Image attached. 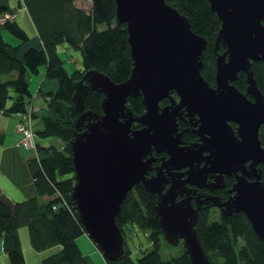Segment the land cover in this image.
I'll return each instance as SVG.
<instances>
[{"label":"water","instance_id":"obj_1","mask_svg":"<svg viewBox=\"0 0 264 264\" xmlns=\"http://www.w3.org/2000/svg\"><path fill=\"white\" fill-rule=\"evenodd\" d=\"M114 1L117 23L125 24L128 34L131 73L115 83L89 69L75 82L72 96L80 115L71 123V197L85 233L104 259H119L125 239L115 217L128 191L141 183L157 196L155 210L165 241L177 245L181 240L191 264H212L196 230L202 204L218 207L224 216L242 211L263 239L259 128L264 125V95L251 62L264 61V0H208L221 22L215 50L219 44L225 47L215 56L213 86L201 74L207 41L175 7L165 0ZM239 72L247 77L245 92L234 85ZM89 90L103 93L101 113L84 111L83 96ZM137 96L145 108L140 116L126 105ZM164 98L170 102L160 106ZM53 106V111L64 109L55 97ZM178 118L189 119L197 141L183 144L187 129L178 130ZM134 122L140 127L133 129ZM153 152L167 156L154 167ZM233 173L226 200L197 193V188H222L223 176Z\"/></svg>","mask_w":264,"mask_h":264},{"label":"trees","instance_id":"obj_2","mask_svg":"<svg viewBox=\"0 0 264 264\" xmlns=\"http://www.w3.org/2000/svg\"><path fill=\"white\" fill-rule=\"evenodd\" d=\"M76 0H19L24 5L41 40V47L24 45L30 41L26 30L15 20H7L0 28L8 30L20 39L19 44H11L0 31V114H25L29 106L40 96L48 106L33 112L32 118H42V128L36 129L37 136L54 137L61 145L36 142V154L27 161L29 172L34 180L37 196L8 203L0 195V237L11 264H27L19 230L27 225L30 243L36 251H46L61 245V249L43 259L42 264H96L84 254L77 244V238L85 233L71 197L74 184V167L70 142L73 139L71 123L80 115L72 102L75 82L85 71L96 69L106 74L115 83L126 80L132 69V58L127 41L125 24L117 23L114 0H90L86 10L75 4ZM175 7L189 21L196 34L203 36L206 49L203 51L201 74L211 86L214 85L215 56L225 50L219 44L215 50V37L221 22L210 9L208 0H165ZM10 9L0 4V16ZM264 23V21H263ZM67 44L82 58V69L71 71L64 66L57 47ZM46 67L45 79L41 83L38 96L30 89L29 73H38ZM256 85L264 95V61L251 62ZM15 73L4 79L5 75ZM53 87L48 90L46 82ZM236 88L245 92L247 77L239 72L234 82ZM170 95L177 100L174 91ZM53 97L63 104L64 109L54 110ZM103 93L89 90L83 96L84 111L101 113ZM164 98L160 106L168 104ZM126 105L134 116L145 112L142 97H129ZM56 108V107H55ZM52 111L54 113H52ZM184 128V122L179 121ZM140 127L138 122L133 129ZM259 139L264 145V125L259 128ZM185 143L194 142L196 134L192 130L184 133ZM3 139L0 137V142ZM155 161L152 167L160 164L162 153L153 152ZM264 181V165H261ZM149 172V174H151ZM226 187L217 191L221 200L227 199L234 179L224 177ZM207 193L199 190L198 193ZM157 196L146 190L143 184H135L128 191L115 217L117 226L124 236V253L107 264H191L183 250L179 255L162 259L159 248L163 238L159 218L155 210ZM194 204V201H192ZM217 215V216H215ZM136 227L146 232L153 242L151 249L133 255L127 243V231ZM197 235L212 264H264V238L260 239L242 211L222 215L211 204H202L196 221ZM181 245V240L179 242Z\"/></svg>","mask_w":264,"mask_h":264},{"label":"crops","instance_id":"obj_3","mask_svg":"<svg viewBox=\"0 0 264 264\" xmlns=\"http://www.w3.org/2000/svg\"><path fill=\"white\" fill-rule=\"evenodd\" d=\"M78 1L79 0H76L75 2L78 3ZM0 4L3 5L5 4L10 7V0H0ZM15 8H18L19 10L17 14V21L21 25L19 20L21 16V12L26 11L28 13L25 14L24 16L25 20H27V18L30 17L29 12L23 4L22 5L19 4V0H18V5ZM24 18L22 17L21 20L23 21ZM28 19L30 20L31 17ZM31 21L32 19L30 20V22ZM3 30L4 29L0 28L2 34H3ZM32 31H33V35L31 37L28 34L30 36V41L24 45V49H27L30 46L41 47L42 45L34 24ZM7 40L10 41L11 44L14 45L19 44L18 40L15 41V39L12 37L8 36ZM12 42H16V44ZM59 48L61 49L63 54L66 53L69 56L70 62L75 65L76 69H82V58L79 55V53L73 51L65 43H61L60 45H58L57 51ZM45 73H46V67L42 66L40 68V71L36 74V76L30 75L29 78L30 89L34 94H36V96H38L37 93L39 87L43 82V80L45 79ZM14 75L15 73L6 75L4 79L13 77ZM46 84L48 86L47 89L51 90V88L53 87L52 86L53 83L51 81H48V83L46 82ZM40 99L41 97L38 96L34 100V104L40 108L47 107L46 103L45 104L39 103ZM20 120H21V114H12V115L0 114V137H2L3 139V141L0 142V195L11 205L17 201H22L24 199L37 196L34 186V180L29 172L27 165V161L30 158H33L37 151L28 150L19 146L21 135L17 131V124ZM32 122L33 125L36 127V129H39L37 127V123L39 124L42 123V118L40 116H37V118L33 119ZM36 142H37V136H36ZM2 247H3V238L0 237V264H11V262H9L10 260L9 261L4 260L8 254L4 248L2 250ZM96 249L98 248L96 247Z\"/></svg>","mask_w":264,"mask_h":264},{"label":"rangeland","instance_id":"obj_4","mask_svg":"<svg viewBox=\"0 0 264 264\" xmlns=\"http://www.w3.org/2000/svg\"><path fill=\"white\" fill-rule=\"evenodd\" d=\"M75 4L78 7H82L84 9L88 10L89 6H90V0H79L78 3L75 2ZM17 5H18V0H10V9H14ZM18 12H19V10L17 11V14H18ZM25 14H28V13L26 11H22L19 20H20L21 26L32 37V35H33V31H32L33 30V23H32V21L30 22L31 19L29 20L28 18H30V17H28L27 15L26 16L28 18H27V20H25V18H24ZM22 17L24 18L23 21L21 20ZM3 36L5 37L6 40H7V37L9 36V37L14 38L15 41L18 40V43L21 42L18 37H16L15 35H13L8 30H5V29L3 30ZM12 43L16 44V42H12ZM58 52L62 53L60 48L58 49ZM61 53H60V55H61L60 57L62 59H64V66L68 69V71L73 70L75 68V65L70 62L69 56L66 53H64V54L63 53L61 54ZM79 70H81V69H79ZM36 74L37 73H29L28 78H30V75L36 76ZM5 76L3 78H5ZM39 103H41V104L46 103V106H48L46 100L43 97H41V99L39 100ZM42 126H43L42 123H40V124L37 123L38 128H42ZM34 128L36 130L35 126H34ZM37 141H39L43 145H48L50 143L61 145V142L58 141L54 137L43 138V137L37 136ZM215 216H217V215H215ZM19 234H20L21 243H22L24 254H25V258H26L28 264H41L44 258H46L47 256H49V255H51V254H53V253H55L61 249V245H56V247H53V249H48L46 251L34 250L32 248V246L30 245L29 229H28L27 225L22 226L20 228ZM126 235H127L126 236L127 237V243L129 244L130 251L133 255H136L137 253H140L142 251H147V250L151 249V247L153 246V242L148 238L146 232H144V231L141 232V230L139 231L136 227H132L131 229H128ZM77 244H78L79 248L81 249V251L84 254H88L96 262V264H107L106 259H104L101 252L98 249H96L95 244L91 241V239L87 236L86 233L83 235H80L77 238ZM2 250H3V247H2ZM97 250H98V252H97ZM181 251H182L181 245H179V244L171 245L165 241L164 237L160 239L159 253H160L162 259L166 260L170 257L177 256L181 253ZM4 260L9 261L10 260L9 256L7 255Z\"/></svg>","mask_w":264,"mask_h":264},{"label":"built area","instance_id":"obj_5","mask_svg":"<svg viewBox=\"0 0 264 264\" xmlns=\"http://www.w3.org/2000/svg\"><path fill=\"white\" fill-rule=\"evenodd\" d=\"M17 18V10H9L4 15L0 16V25L6 23L7 20H15ZM36 97V95H35ZM41 110L40 107L36 106L34 103H31L29 106V112L21 115V120L17 124V131L21 135L19 146L36 151V130L33 125V112H38Z\"/></svg>","mask_w":264,"mask_h":264},{"label":"flooded vegetation","instance_id":"obj_6","mask_svg":"<svg viewBox=\"0 0 264 264\" xmlns=\"http://www.w3.org/2000/svg\"><path fill=\"white\" fill-rule=\"evenodd\" d=\"M178 98V97H177ZM250 99H252L251 97H249ZM189 119L188 118H183V119H177V123H178V130L180 131V130H183V129H187V131L186 132H188V131H190V130H192L193 131V129L195 128V127H193L191 124H190V121H188ZM179 121H182V122H184L183 124H185L184 125V128L180 125V122ZM193 121V120H192ZM231 125H232V127L233 128H235L236 127V123H234V122H232L231 123ZM261 127V126H260ZM186 132H184V133H186ZM184 133H183V135H184ZM194 133V132H193ZM182 140H183V136H182ZM198 140V137H197V135H196V140L195 141H197ZM194 141V142H195ZM190 143H193V142H190ZM190 143H185L184 142V140H183V144L185 145V144H190ZM264 146V145H263ZM166 158L167 156H166V154L164 153V152H162V156H161V161H162V158ZM161 163V162H160ZM260 167H261V165H260ZM183 170H185V168H182L181 169V171H183ZM154 171H152V173H153ZM232 177L233 179H234V182H235V173H233L232 175H224L223 176V178L224 177ZM233 182V183H234ZM226 187V185H225V180H224V186L222 187V188H219V189H215V190H213V191H211V190H209V189H207V188H204V189H201V190H205L207 193H204V192H202L201 191V193H203L204 195H216V194H214V193H217V191H219V190H222L223 188H225ZM231 188V187H230ZM229 188V189H230ZM198 189L199 188H197V192H198ZM200 190V189H199ZM228 192H229V190H228ZM227 195H231V193L229 192ZM217 196V195H216ZM219 197V196H218ZM220 198V197H219ZM178 199H179V197H178ZM221 200V199H220ZM224 200H226V199H224ZM221 201H223V200H221ZM195 203V202H194ZM218 208V207H217ZM219 209V208H218ZM219 211H220V209H219Z\"/></svg>","mask_w":264,"mask_h":264}]
</instances>
